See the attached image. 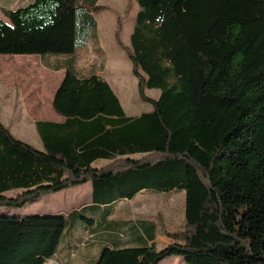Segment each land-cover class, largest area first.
Masks as SVG:
<instances>
[{"label": "trees", "instance_id": "1", "mask_svg": "<svg viewBox=\"0 0 264 264\" xmlns=\"http://www.w3.org/2000/svg\"><path fill=\"white\" fill-rule=\"evenodd\" d=\"M135 1L127 56L152 111L127 116L107 81L57 64L65 75L52 107L65 120L36 123L42 148L0 121V207L88 181L103 206L143 190L183 191L181 228L164 247L146 221L138 246H104L93 264H264V0ZM102 10L98 0L2 10L0 55H74ZM67 221L0 215V264H45Z\"/></svg>", "mask_w": 264, "mask_h": 264}, {"label": "rangeland", "instance_id": "2", "mask_svg": "<svg viewBox=\"0 0 264 264\" xmlns=\"http://www.w3.org/2000/svg\"><path fill=\"white\" fill-rule=\"evenodd\" d=\"M30 1L0 0V18L7 21L2 10L16 9ZM99 3L107 5L108 10L94 15L96 27L90 29L83 46L74 55H51V61L56 65L68 61L79 77L98 73L100 78L110 84L128 116L150 112L153 107L140 97L138 80L132 73V63L127 56L130 34L135 23V8L138 9L139 5L134 0H99ZM116 18L120 23H116ZM33 63L37 65L35 69L32 67ZM61 74V70H48L38 59L0 55L1 121L13 123L19 114L30 117L40 109H51L52 97L59 85ZM160 93V89H145V94L153 99H157ZM27 136L25 141L38 147V137ZM82 185L91 186V183L88 181ZM66 193L60 192V196L56 198L44 194L42 198L29 201L21 207H0V215H37L48 211L45 207L47 204L64 201ZM91 198L90 192L87 202L85 198L80 201L82 204H77L81 205L76 206L77 215L68 219L64 233L69 231L74 234L80 224L82 233L98 231L100 234H110L109 231L102 230L113 229L115 237L120 235L121 240L129 242L128 245L138 246L140 242L137 237L142 234L145 223L148 224L146 221H152L158 235L157 248H162L170 241L167 232L181 228L184 213L183 191L158 193L143 190L130 201L120 200L106 206L92 203ZM81 218L92 219L93 223H85ZM57 253L45 264H57V260L61 259ZM174 257L169 256L159 264H185L184 257L176 256L177 259L172 261Z\"/></svg>", "mask_w": 264, "mask_h": 264}, {"label": "crops", "instance_id": "3", "mask_svg": "<svg viewBox=\"0 0 264 264\" xmlns=\"http://www.w3.org/2000/svg\"><path fill=\"white\" fill-rule=\"evenodd\" d=\"M135 1V0H134ZM98 4L103 5V10L102 12H106L108 10V6L102 3ZM139 10L135 8V12ZM136 16V15H135ZM96 21V19H95ZM97 23V22H96ZM116 23H120V20L116 18ZM105 26V24H103ZM96 27V25H95ZM111 27V26H110ZM117 29L119 28L116 27ZM17 56H22V57H31L32 59H38V61L43 62L45 67L54 72L56 69V64L51 61L52 56H46V57H41L39 55H17ZM57 71V70H56ZM62 71V77L59 81V84L61 83L64 75H65V69H61ZM97 76L98 73H95ZM109 84V83H108ZM110 85V84H109ZM112 88V87H111ZM119 99V98H118ZM53 101V97H52ZM52 103V102H51ZM122 106V105H121ZM52 107V104H51ZM123 108V107H122ZM40 109V108H39ZM124 110V109H123ZM125 112V111H124ZM126 114V113H125ZM127 115V114H126ZM128 116V115H127ZM65 120V118L57 113L53 107L51 109L49 108H43L40 109L39 111H36L33 113L32 116L30 117H24L23 115L18 116V118L12 123V122H2L1 119L0 121L9 128V130L14 134L17 138H19L22 141H25L28 136L27 135H36L38 137L40 143H38L37 148H42V141L37 129V122H55V123H62ZM26 142V141H25ZM28 143V142H27ZM30 144V143H29ZM69 189V190H67ZM64 190H61L59 192L49 194V196L52 198L59 197L60 194L58 193H66L63 191H69V193H66L64 195V201L54 203V204H47L46 209L48 211L38 213L37 215H57V216H64L66 219H70L71 216L74 215V213L77 212V207L76 206H81L77 204H82L80 202L82 199L87 198L85 202L88 201L90 197V192H92V188L90 185L88 186H83L77 185L73 186L70 188H67ZM39 198H42L39 197ZM38 199V198H37ZM45 205V204H44ZM48 207V208H47ZM23 216V215H21ZM81 227L82 224L76 228L74 231V234L65 233L63 236V239L61 240L60 244L58 245L57 251V256L59 255L61 259L57 260V264H93L96 259L99 256L100 250L104 246H109V247H114L118 246L119 242H123L124 240L119 239L118 237H115V235L110 231L109 229H103L102 231H109L110 234H100L98 231H89L88 233L81 232ZM158 235L155 237V241H157ZM55 253V255H56ZM54 255V256H55ZM53 256V257H54ZM58 256V257H59ZM56 259V258H55ZM177 258L176 256L172 258V261H175Z\"/></svg>", "mask_w": 264, "mask_h": 264}]
</instances>
